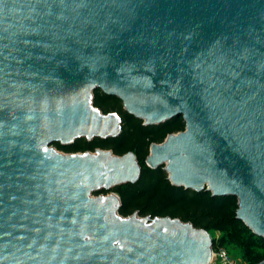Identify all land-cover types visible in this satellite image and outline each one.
I'll list each match as a JSON object with an SVG mask.
<instances>
[{
	"label": "water",
	"instance_id": "1",
	"mask_svg": "<svg viewBox=\"0 0 264 264\" xmlns=\"http://www.w3.org/2000/svg\"><path fill=\"white\" fill-rule=\"evenodd\" d=\"M96 88L144 124L180 115L145 164L235 196L264 238V0H0V264L209 262L205 228L92 194L137 179L132 151L51 145L120 131Z\"/></svg>",
	"mask_w": 264,
	"mask_h": 264
},
{
	"label": "trees",
	"instance_id": "2",
	"mask_svg": "<svg viewBox=\"0 0 264 264\" xmlns=\"http://www.w3.org/2000/svg\"><path fill=\"white\" fill-rule=\"evenodd\" d=\"M92 94V104L101 112L115 111L119 115L120 131L115 136H94L89 141L79 137L68 144L54 141L52 145L63 152L104 148L114 154L128 150L134 153L140 165L137 179L132 184L120 183L107 190L118 195L119 214L126 216L136 212L140 216L177 217L208 232L218 231L217 238L211 237L212 249L232 244L238 249L242 264H255L264 259V238L253 233L236 217L235 196L211 195L204 188L193 190L172 184L161 165L152 168L145 164L150 143L160 142L166 134L183 129L184 122L180 115L159 123L144 124L140 118L124 110L117 97L107 95L99 88L94 89Z\"/></svg>",
	"mask_w": 264,
	"mask_h": 264
},
{
	"label": "rangeland",
	"instance_id": "3",
	"mask_svg": "<svg viewBox=\"0 0 264 264\" xmlns=\"http://www.w3.org/2000/svg\"><path fill=\"white\" fill-rule=\"evenodd\" d=\"M109 192L110 191H107V190L106 191H93L92 194L93 195H97V194L106 195ZM208 233H209V235L211 237H214V238H217L219 236V232L218 231H210ZM220 247H222L224 249V251H225V253H226V255L228 256L229 259L235 260L237 263L240 262V260H241L240 253H239L238 249L234 245L226 244V245H223V246H220Z\"/></svg>",
	"mask_w": 264,
	"mask_h": 264
},
{
	"label": "built area",
	"instance_id": "4",
	"mask_svg": "<svg viewBox=\"0 0 264 264\" xmlns=\"http://www.w3.org/2000/svg\"><path fill=\"white\" fill-rule=\"evenodd\" d=\"M207 264H242V262L237 263L235 260L229 259L224 249L218 247L216 249H211V256Z\"/></svg>",
	"mask_w": 264,
	"mask_h": 264
}]
</instances>
